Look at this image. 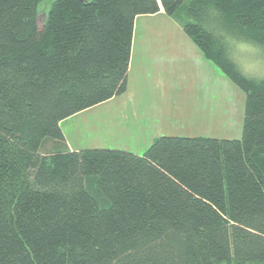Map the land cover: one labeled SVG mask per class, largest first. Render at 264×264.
<instances>
[{"label":"trees","instance_id":"16d2710c","mask_svg":"<svg viewBox=\"0 0 264 264\" xmlns=\"http://www.w3.org/2000/svg\"><path fill=\"white\" fill-rule=\"evenodd\" d=\"M0 0V264H264V0ZM173 17L246 93L241 138L72 149L62 121L126 92L136 17Z\"/></svg>","mask_w":264,"mask_h":264},{"label":"rangeland","instance_id":"374dc122","mask_svg":"<svg viewBox=\"0 0 264 264\" xmlns=\"http://www.w3.org/2000/svg\"><path fill=\"white\" fill-rule=\"evenodd\" d=\"M51 2L40 3V25ZM155 14H141L135 24L127 93L63 124L74 147L142 154L161 135L241 138L245 91L203 55L178 21L163 11ZM225 40L244 73L255 62L264 68V46L229 35Z\"/></svg>","mask_w":264,"mask_h":264},{"label":"clouds","instance_id":"9594fccd","mask_svg":"<svg viewBox=\"0 0 264 264\" xmlns=\"http://www.w3.org/2000/svg\"><path fill=\"white\" fill-rule=\"evenodd\" d=\"M251 47V46H249ZM255 51V50H253ZM245 74L252 79L262 80L264 79V68H262L259 62H255L245 67Z\"/></svg>","mask_w":264,"mask_h":264},{"label":"crops","instance_id":"0c3cea01","mask_svg":"<svg viewBox=\"0 0 264 264\" xmlns=\"http://www.w3.org/2000/svg\"><path fill=\"white\" fill-rule=\"evenodd\" d=\"M162 11H163V10H162ZM162 11H160L159 13H162ZM159 13H157V14H159ZM154 15H156V14H154ZM139 18H140V15L136 17L135 24H136V22H137V20H138ZM134 36H135V30H134ZM129 69L131 70V65H130ZM128 78H129V74H128ZM129 80H130V78H129ZM129 80H128V84H129ZM127 89H128V87H127ZM127 91H128V90H126V92H124V93H122V94H120V95H117V96L112 97L111 99H109V100L106 101V102H103L102 104H105V103H107V102L113 101V100H115L116 98L125 95V94L127 93ZM118 101L120 102V104H122V103L124 102L123 99H120V100H118ZM85 110H86V109H85ZM87 110H88V109H87ZM112 110H113V108L111 109L110 113H112ZM79 113H81V111H80ZM79 113H77V114H79ZM67 119H68V118H66V119H64V120L62 121V127H63V124L65 123V121H67ZM146 143H147V142H146ZM68 144H69V146H70L72 149H80V148H81V147H74L73 144H72L70 141H68Z\"/></svg>","mask_w":264,"mask_h":264}]
</instances>
